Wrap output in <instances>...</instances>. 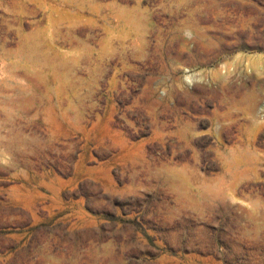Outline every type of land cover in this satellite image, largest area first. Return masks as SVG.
Returning <instances> with one entry per match:
<instances>
[{
	"label": "rangeland",
	"instance_id": "1",
	"mask_svg": "<svg viewBox=\"0 0 264 264\" xmlns=\"http://www.w3.org/2000/svg\"><path fill=\"white\" fill-rule=\"evenodd\" d=\"M0 264H264V0H0Z\"/></svg>",
	"mask_w": 264,
	"mask_h": 264
}]
</instances>
